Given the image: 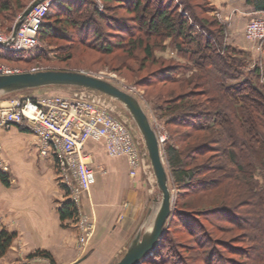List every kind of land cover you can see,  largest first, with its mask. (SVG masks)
Here are the masks:
<instances>
[{"label":"trees","instance_id":"1","mask_svg":"<svg viewBox=\"0 0 264 264\" xmlns=\"http://www.w3.org/2000/svg\"><path fill=\"white\" fill-rule=\"evenodd\" d=\"M26 1L29 0H24ZM103 1H116L118 5L125 6L128 9L127 14L135 15L132 22H137L138 26H129L131 19L128 21L114 19L113 24H109L108 27L115 31L114 36L120 38L126 36L127 39H122L117 43H108L102 50L111 52L118 46L124 49V54L130 57L135 51H141L143 58L151 64L159 65V80L179 83L183 90L192 87L202 88L204 93L212 94L211 104L208 106L200 102L188 101L189 96L193 94L186 92L175 98L172 97L166 107L161 105L154 107L160 119L168 117L164 119V124L183 126L193 133H199L198 137L193 138L195 143L192 145H186L180 149L176 146V139L175 144L171 143L164 148L170 179L178 189V195L183 196L190 191L208 195L212 189H219L222 183L221 178L200 180L197 176L205 174L209 168L191 167L188 162L189 159L196 160L206 153L217 151L221 139H226L229 145H233L231 149L222 148V152L225 153V158L235 164L237 173L248 186L253 187L254 191L253 201L247 200L248 202L239 205V207L243 206L239 215L234 213L237 207L233 203L235 201H231V197L227 198L229 195L218 197L215 194L217 197L205 201L200 200L199 204L175 202L174 211L160 241L152 253L140 264L165 262L166 259L162 255L164 250L170 251L167 245L170 242L168 231L173 219L178 220L177 222L190 237L194 236L197 231L201 232V237L195 239L197 248L211 249V254L204 258V264H241L235 259L228 260L229 262L224 261L221 254L219 255L222 252L215 249L216 246H211L215 241L211 239L210 232L205 230L201 224L195 226L198 215H191L192 211L196 208L201 210L204 207L202 211H206L207 214L213 213L217 217L220 215L219 217L229 223L238 218L239 222H235L237 226L239 225L246 232H254V235L249 237V242L252 244L248 247L249 249L222 243L223 249L230 254L243 256L246 261L242 264H264V185L258 188L255 176L257 170H264V81L261 80L264 67L255 63L246 69L247 65H250L246 53L227 42L226 25L210 15L214 8L206 0H201L203 5L199 8L200 15L191 5L187 4L189 3L187 0V2L185 0ZM245 2L254 6L256 12H264V0H245ZM69 3L57 0L56 5L49 9L40 26L39 40L68 38L64 27H77L78 25H81L80 34L83 37L87 36V31L82 29L92 23L89 19L90 14L86 16L88 14L82 10L85 3L83 1L75 5ZM27 4H22L21 0H0V13L9 12L14 7L23 10ZM90 4L94 6L90 9L91 15L94 14L93 17L106 18L105 12H98L95 3ZM62 11L66 13L64 17L59 15ZM91 35L97 43L104 38L98 28L93 29ZM167 40L174 54L167 59L168 61L163 57L154 56L155 50H166ZM96 41L95 44H97ZM82 42L88 43L83 40ZM261 45L264 48V40ZM1 56L7 55L0 53ZM10 56L23 58L25 53L10 54ZM69 58L71 54L67 53L63 60ZM171 102L174 104L172 105ZM199 107L201 110L195 111ZM194 108L195 110L191 111ZM180 109H188L190 112L175 115ZM245 147L250 149L252 147V152L245 153L243 151ZM217 170H220V167ZM0 181L8 185L7 174L2 171H0ZM248 207L250 209H246ZM58 213L62 221L73 219L76 216V210L68 200L58 208ZM14 237V233L4 229L0 230V258L6 254ZM239 240L240 243H245L248 240L247 235L244 234ZM33 255L49 257L48 253L42 250H36L29 256ZM214 255H216V260L213 262Z\"/></svg>","mask_w":264,"mask_h":264},{"label":"rangeland","instance_id":"2","mask_svg":"<svg viewBox=\"0 0 264 264\" xmlns=\"http://www.w3.org/2000/svg\"><path fill=\"white\" fill-rule=\"evenodd\" d=\"M33 0H29L24 2L21 0L22 4H27ZM70 2L69 4H77L79 1H83L85 6L83 9L89 16L91 25L85 26L82 30L87 31V36H82L81 32V25L75 26H67L64 27V32L67 33L69 36L68 38L62 39H55V38H45L41 39L40 46L32 51L25 52V56L23 58H16L15 56H10V54L16 53H9L6 52L4 49L0 48V53H6L7 56L0 57V64L6 65L9 67L17 68L22 72L31 71L33 68H39L41 70H75V71H83L89 74H96L100 75L104 79L112 82L113 84L117 85L118 87L132 93L135 95L140 104L142 105L143 109L145 110L150 123L154 130L159 135L164 137V142L160 144L162 157L164 160V164L166 170L168 172L169 177V188L172 192V213L175 202L179 203H191V204H199L200 200H208L209 198H214L217 194L218 197H223L225 195H229L227 198H232V202L236 204V211L234 212L236 215H239L243 210V206L240 204L244 202H248L247 200H252L254 195L252 194L253 187L248 186L246 181L241 178L240 174L237 173V169L233 162L229 161L225 158V153L222 152V148L231 149L233 145H229L228 140L221 139L218 143L219 147L217 151L209 152L203 155L196 160L189 159V165L196 166L198 168L204 166L209 168L205 174L198 175L197 178L200 180H209L211 178H221L222 183L219 185V189L216 188L212 191L205 194L195 193L194 191H190V193H186L185 195H178L179 191L176 186L172 183L170 179L169 168L166 163V159L164 156V148L168 145L175 144L177 139L176 146L180 149L186 145H192L194 142L193 138L198 137L199 133H193L191 130L187 129L183 126H176L174 124H164V119H160L158 116L159 114L154 111L155 105H161L166 107L169 105L172 97H177L179 94H184L186 92H190L193 95L189 96L187 99L188 101L192 102H200L206 106L210 105L211 97L210 94L204 93L202 88H189L184 90L181 88L180 84L172 83L169 80H159L158 73L160 71L158 64H151L150 61L146 60L142 56L141 51H135L133 55L130 57L124 54V49L121 47L116 46L111 52H107L102 50L103 47L106 46L108 43H117L120 40L127 39L126 36H122L121 38L118 36H114L115 31L108 27L109 24H113L115 20H130L129 24L133 25L134 27L138 26L137 22H132L135 18L134 14H127V8L125 6H120L117 4L116 1L113 2H104L103 0H64ZM95 3L98 12H105L106 18L99 19L97 17H93L90 13V9L94 6H91L90 3ZM189 1V3L187 2ZM185 0L187 4L191 5L192 8L195 9V12L200 15L199 8L203 5L201 0ZM87 3V4H86ZM17 5V4H16ZM56 4L53 3L52 7ZM98 5H101V11L98 9ZM16 8V9H15ZM25 9V8H24ZM18 9L17 7L11 8L9 12H1L0 13V32L9 33L10 30L12 31L13 25L16 22L19 15L24 11ZM89 9V10H88ZM54 14V13H53ZM56 14V13H55ZM66 13L59 12V15L64 17ZM85 15V14H84ZM115 19V20H114ZM53 20V19H52ZM84 23H82L83 25ZM120 25V24H118ZM60 26V25H59ZM61 27V26H60ZM245 27V26H244ZM98 28L99 32L101 33L103 40L97 41L94 40L93 36L91 35V31L93 29ZM243 37H244V29H243ZM245 39V38H244ZM82 40L88 43H83ZM246 40V39H245ZM95 41L97 44H95ZM112 41V42H110ZM247 41V40H246ZM250 42V41H249ZM167 44V48L165 51L155 50L154 56L155 57H163L168 61L170 57H172L173 51L170 48L169 40L165 42ZM71 54V58L68 60H63L65 54ZM9 55V56H8ZM252 65H247L246 69H249ZM264 67V66H262ZM264 81V73L262 74V79ZM74 90L73 87H47L41 88L36 90H28L23 91L20 93L12 94L11 96L3 97L1 99L5 100L7 98L12 97H35L30 95H47V94H54V95H62L67 96L71 94ZM197 94V95H196ZM196 95V96H195ZM173 98V99H174ZM156 103V104H155ZM172 105L174 102H171ZM178 103V102H177ZM110 105L114 107V115L118 116L119 118L124 119L128 125L132 128V134L135 138V141L138 142V146L141 150H143V142L141 139L140 134L136 130L133 122L131 121L128 114L124 111L122 106L118 104L116 101L111 100ZM175 105H177L175 103ZM201 107V106H200ZM197 108L195 110L191 109V111L201 110ZM190 112L188 109H180L178 110L175 115ZM179 116V115H178ZM168 118V117H167ZM179 135L180 137H178ZM182 136V137H181ZM174 137V138H173ZM180 138V139H179ZM175 140V141H174ZM181 140V141H179ZM236 149V148H235ZM237 150V149H236ZM0 146V171L7 173L8 171V162L4 160L1 152ZM245 153H251L252 147L247 148L245 147ZM240 152V151H239ZM148 162L146 161V164ZM141 165L140 168L145 169V182L146 186V193H147V205L145 210V215L148 211V208L153 200L154 197L158 196V190L155 185L154 176L152 170L147 165ZM2 165H6L7 169L5 171L2 170ZM220 167V170H217ZM216 170V171H215ZM214 171V172H213ZM57 173V171H56ZM256 181L257 187L260 188L264 185V170H257L256 173ZM56 181L58 185L62 187V184L58 177H56ZM255 181V180H254ZM256 187V188H257ZM214 188V187H213ZM255 190V189H254ZM219 194V195H218ZM248 195L249 197H245ZM216 196V197H217ZM216 199V198H215ZM231 203V202H230ZM206 204V203H205ZM203 204V205H205ZM234 204V205H235ZM205 208V207H204ZM204 208L192 211L191 215H198L195 222V226H200V224L204 227L205 230L210 232L211 239L215 242L212 247L216 246L215 249L220 250L222 253L221 258L229 262L231 259H235L239 261L241 264L245 263L246 259L242 256L239 257L238 254H230L226 251V249L222 248V243H226L228 245H232L235 247L247 248L251 247V242H249V237L254 235V232H246L245 230L241 229L240 226L235 223L239 222L238 218H235L234 222L229 223L223 220L221 217H217L212 214H207L206 211H202ZM250 209V207L246 208ZM144 215V216H145ZM172 216V214H171ZM248 216V215H247ZM196 217V216H195ZM171 218V217H170ZM143 219V218H142ZM142 221V220H141ZM177 219H173L171 224L169 225L168 231V240L170 241L168 245V249L163 251L164 258L166 259L165 262L161 261L160 263L156 264H204V258H207V255L211 254L210 248L198 249L196 238L201 237V232L195 231L194 236H189L187 231L181 226ZM169 221L167 222L166 227L168 226ZM141 224V222H140ZM239 224V223H238ZM166 229V228H165ZM195 229H197L195 227ZM247 235V241L245 243H240L239 239L243 237V235ZM78 238V235H77ZM239 242V243H238ZM208 244V243H207ZM85 246V245H84ZM83 246V247H84ZM78 249H83L82 246H79L77 242ZM121 257V256H120ZM119 257V258H120ZM118 258V259H119ZM212 261L216 260V255L212 257ZM117 259V260H118ZM116 260V261H117ZM229 260V261H228ZM159 261V260H157Z\"/></svg>","mask_w":264,"mask_h":264},{"label":"crops","instance_id":"3","mask_svg":"<svg viewBox=\"0 0 264 264\" xmlns=\"http://www.w3.org/2000/svg\"><path fill=\"white\" fill-rule=\"evenodd\" d=\"M206 1L214 8L210 15L226 25L227 42L244 51L250 65L264 66L261 43L243 37L245 24L264 12H256L245 0ZM23 129L0 128L1 152L8 162V185L0 181V230L15 234L0 264H113L144 218L145 169L130 176L125 157H110L102 141L86 142L84 152L93 173L89 190L80 195L78 212L93 230L78 249L75 217L62 221L58 213L68 196L56 181V159L40 157L36 138ZM36 250L46 251L50 258L29 256Z\"/></svg>","mask_w":264,"mask_h":264},{"label":"built area","instance_id":"4","mask_svg":"<svg viewBox=\"0 0 264 264\" xmlns=\"http://www.w3.org/2000/svg\"><path fill=\"white\" fill-rule=\"evenodd\" d=\"M56 1L38 0L22 19L15 35H12V31L8 34L0 32V48L16 54L38 48L40 26ZM98 9L101 11V5H98ZM244 38L260 45L264 40V15L245 24ZM38 70L41 69H31ZM16 73L22 71L0 64V75ZM110 102L111 99L103 94L83 88H74L67 96L44 94L0 100V128H25L37 140L38 155L56 159L58 178L68 201L76 210L77 242L82 247L93 230V224L78 212L80 195L89 190L93 173V167L84 152L86 142L102 141L110 157H125L130 176H135L146 161L150 167L146 150L139 148L130 125L114 115V107ZM154 131L159 144L164 142V137ZM6 169V165H2V170Z\"/></svg>","mask_w":264,"mask_h":264},{"label":"water","instance_id":"5","mask_svg":"<svg viewBox=\"0 0 264 264\" xmlns=\"http://www.w3.org/2000/svg\"><path fill=\"white\" fill-rule=\"evenodd\" d=\"M38 0H33L19 15L12 28L15 35L22 19ZM47 87H73L93 90L122 106L141 136L152 170L158 196L154 197L141 224L126 246L124 253L113 264H140L160 241L172 214V192L160 144L150 120L132 93L94 74L75 70H38L0 75V99L15 93Z\"/></svg>","mask_w":264,"mask_h":264}]
</instances>
